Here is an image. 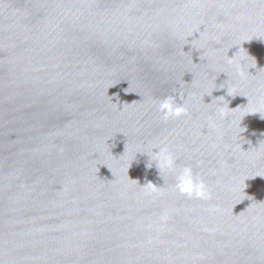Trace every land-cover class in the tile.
<instances>
[{"label": "water", "instance_id": "obj_1", "mask_svg": "<svg viewBox=\"0 0 264 264\" xmlns=\"http://www.w3.org/2000/svg\"><path fill=\"white\" fill-rule=\"evenodd\" d=\"M0 264H264V0H0Z\"/></svg>", "mask_w": 264, "mask_h": 264}, {"label": "clouds", "instance_id": "obj_2", "mask_svg": "<svg viewBox=\"0 0 264 264\" xmlns=\"http://www.w3.org/2000/svg\"><path fill=\"white\" fill-rule=\"evenodd\" d=\"M227 63L232 66L233 75L241 79L245 78L246 75L252 74L249 70L255 68L254 66L248 65L244 57L237 58L235 54L231 57L228 56ZM225 74L228 77V74ZM220 88H226L227 95L235 97L234 90L231 87ZM179 97L180 99L178 100L177 95H169L159 101L158 111L161 114V119L164 122H167L172 118H179L188 114V108L185 106V103L182 102L183 94H179ZM230 109L231 108L229 107V104L225 106L223 103H220L216 109L219 119H230ZM211 126L215 127L214 124ZM259 147L260 144L257 147V150H259ZM153 149H157V151H153ZM149 156L150 160L155 162L160 173L167 172L174 174V188L181 195H185L190 199L195 198L200 200H209L212 198V193L208 190L205 181L200 176L194 174L191 166H184L178 169L177 157L166 144L154 145L151 150V155ZM148 167H151V163H149ZM144 187L152 192L157 191V186H154L151 182L145 184Z\"/></svg>", "mask_w": 264, "mask_h": 264}]
</instances>
